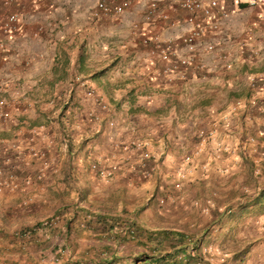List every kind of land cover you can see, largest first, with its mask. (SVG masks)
Here are the masks:
<instances>
[{
  "label": "crops",
  "instance_id": "crops-1",
  "mask_svg": "<svg viewBox=\"0 0 264 264\" xmlns=\"http://www.w3.org/2000/svg\"><path fill=\"white\" fill-rule=\"evenodd\" d=\"M63 1L41 0L33 7L22 2L15 11L25 17L23 30L12 36L14 44L6 56L0 55V99L5 102L2 110L9 114L0 117V168L17 185L0 192V229L11 234L52 216L58 204L76 199V188L81 185H86L90 202L104 201L115 192L126 195V206L132 185L144 187L149 180L150 195L157 193L154 189L166 182L158 177L164 171L158 157H163L160 165L171 169L172 181L179 168L189 170L179 190L171 184L173 194L168 190L160 193L179 204L182 197L178 192L184 187L196 182L202 188L214 187L218 183L214 176H226L237 160L264 155V122L249 103L246 80L248 75L264 73V4L216 0L207 17L181 9L180 0H135L116 20L92 15L94 0L88 14L68 20L63 13L62 18L53 14L57 9L65 11ZM152 1L167 14L166 19L143 21L141 12ZM110 2L106 0L110 7L116 4ZM38 13L39 20H29ZM210 20L217 22L219 30L199 38L200 43L212 41L214 45L212 53L202 54L204 67H178L163 73L165 62L158 59L153 40L171 45L179 55L186 54L181 37L194 23ZM196 47L199 51L200 44ZM224 59L228 68L223 67ZM86 90L93 95H85ZM212 109L217 112L211 113ZM85 110L94 113L92 121L84 117ZM218 114L227 115L229 128L221 127V119L217 123ZM210 131L224 148L217 162L211 160L213 141L206 138L203 142L199 137ZM247 134L259 135L255 150L246 143ZM133 139L140 140L153 156L156 169L147 177L155 174L153 179H138V154L123 147ZM68 140L76 150L68 170L77 179L70 189L62 180ZM33 150L43 156L32 155ZM185 155L192 156L196 164L192 169L183 162ZM90 156L118 164L115 176L102 184L89 171L86 174L83 170ZM223 183L231 187V182ZM138 202L141 199L134 197L132 203ZM6 220L10 226L4 225ZM80 236L88 238L89 233L82 231ZM15 242L25 244L23 239Z\"/></svg>",
  "mask_w": 264,
  "mask_h": 264
},
{
  "label": "trees",
  "instance_id": "trees-1",
  "mask_svg": "<svg viewBox=\"0 0 264 264\" xmlns=\"http://www.w3.org/2000/svg\"><path fill=\"white\" fill-rule=\"evenodd\" d=\"M59 124L58 135L62 140L64 132L62 124ZM75 154L74 144L68 140L62 169V180L68 189L74 187L73 180L77 179L68 170L72 167ZM243 165L248 167V159H244ZM84 167L83 171L87 174L89 169L86 164ZM76 190V199L60 203L54 209L52 216H57L58 222L60 215L65 213L60 223L42 226L43 219H40L13 230L11 234L0 229V264H41L32 256L42 249L54 251V255L60 258V264H200L199 249L206 242L210 224L204 225L199 232L188 231V234L185 233V225L177 220L139 224L138 217L148 202L134 203L127 211L125 194L112 192L104 201L90 202L86 199L89 192L86 185ZM231 198L232 194L228 192L224 200L229 202ZM119 201L121 203L117 209ZM251 214H264V188L238 202L233 210L227 209V212L217 215L216 223L232 222L228 230L221 234L222 240L231 237L230 233L238 220ZM220 218H225V221L221 222ZM5 224L11 225L7 220ZM82 231L89 233V237L84 242L85 247L74 254L73 248L79 244V233ZM52 235L57 236L62 244L56 246L49 243V236ZM129 238L134 240L130 241ZM16 239H23L24 246L15 244ZM231 241L233 262L242 264V256L248 246L235 238ZM30 245L32 249H28ZM212 264H224V261Z\"/></svg>",
  "mask_w": 264,
  "mask_h": 264
},
{
  "label": "rangeland",
  "instance_id": "rangeland-1",
  "mask_svg": "<svg viewBox=\"0 0 264 264\" xmlns=\"http://www.w3.org/2000/svg\"><path fill=\"white\" fill-rule=\"evenodd\" d=\"M24 1H27L28 4L29 5L31 4V7H33V5L39 4L41 0H23V1L0 0V26H1V22L8 13L18 12L20 14L19 11H15V10ZM93 1L94 0H67V1L64 0L63 3L64 4L66 3L65 11L63 12L57 9L56 11L53 12V14L57 18L58 17L62 18V16L59 15L60 13H63L65 15V18L68 20H79L82 18L83 15L89 13L90 11L89 8ZM118 1L119 0H111L109 5L117 3ZM128 1L131 6L133 3H135V0H128ZM76 3H78V5ZM59 5H57L56 7L59 8ZM129 8L125 10L123 13L127 12ZM146 8L147 7L143 8L141 12V17ZM19 14H18L19 16L18 22L15 26H13L11 31L7 33H3L0 29L1 56H6V53L9 52V50L11 49L10 45L14 44V42L12 41V36L15 33H21V31L23 30L22 22L23 20H25V17L20 16ZM39 14L40 13H38L36 16L33 15L30 16L29 20H34V21L39 20L38 17ZM109 16L111 18H116V20L119 18L117 16H112V15ZM218 30H219V26H218ZM235 97L237 96H233V98ZM0 109H2V107H0ZM210 112L215 113L217 112V109H212V111ZM93 114L94 113L92 112V110H85L84 117L89 121H92L90 119L94 118ZM220 117L221 114L220 115L218 114L216 116L217 123H219ZM220 124H222L221 127L223 129H227L230 126V123L227 124L226 122L224 123L220 122ZM67 125H68L67 122H65V126ZM192 127H195V125H193ZM65 132L68 133L67 127ZM211 148H213V151L215 152L217 147L216 145L213 144ZM220 153L221 152H219V154ZM211 157L213 156L211 155ZM244 157L245 158L242 159V162H240L239 160L235 162V167L233 168L232 171L231 170L230 172L227 171L225 174L226 176H221V177L214 176L215 178L214 180L219 183V184L217 183L216 186L202 188L201 185L196 182L191 186L184 187V191L180 190L178 192L180 193L179 195L182 197V202L179 204H174L170 202L169 199L167 200V198H165L164 194L160 195V193L163 192L164 190H168L167 191L168 194L170 193L173 194L174 191L171 188L172 177H173L171 169H167L166 165H164L163 163L162 165H160V163L163 161V157H158L159 166H162V168H164L163 172L158 173V177L159 179L163 177L166 182L164 183V185H162L161 188L154 189L157 193L153 192L152 193L153 195H150L152 191H150V187L148 184L149 180H146L147 182H145L146 184L144 187L138 188V185H132L131 187L132 191L130 193L131 195L128 204L126 206V210L128 211V209L132 208V204H134L132 202H134V197H136L141 199L140 203L148 202L142 214L138 217L139 224H145V223L153 224L159 221L172 222L177 220L181 224L185 225L186 228L185 233L187 234L190 233L188 231L197 230L196 232H199L204 225L210 224L208 229V235L206 237L207 238L206 242L202 243L199 249V253L201 255V258L199 259L200 264H212L223 261L224 264H235V262H233L234 260L232 259V254H231V249H232L231 240H233V238H235L238 241L240 240V242H244V244L248 246L247 251L242 256V260H243L242 264H264V214L262 215L251 214L246 217H243L241 220H238L233 229V232L230 233L231 237H229L228 240H222L221 234L228 230V225H231L232 222L231 223L228 222L227 224L220 223V221L219 223L215 222V220L219 217L217 216L218 214L221 215V213L227 212V209L233 210L238 202H242L247 198L254 196L258 190L264 188V155L258 156L259 159H255V158L253 159L252 156H248V155H245ZM93 158L94 157L92 156L87 158V162H85L87 168ZM97 158H100L101 160H105L102 159L101 156ZM244 159H248L249 161V165L247 168H245L243 165ZM211 160L217 162V159L215 157L211 158ZM115 174L113 176H115ZM138 174L140 176L138 178L139 180H142L141 178L153 179L155 175L154 174L150 178H147L148 176H144L143 174H141V172L140 173L138 172ZM112 177H110L109 179H111ZM202 177H198V178H202ZM95 178L97 182H101L102 184L109 181V179L106 180L98 179L96 176ZM223 182L226 183L231 182L230 184L231 187L228 186L226 187L227 184H224ZM228 192H231L232 198L231 200H229V202H226L224 198H225V194ZM160 197H163L165 200L161 204L157 202V199ZM198 198L199 200H197ZM220 220L221 222H224L225 218L222 219L220 218ZM38 237H40V235L37 236V238ZM81 237L84 238L86 236H80V238ZM84 239L85 240H80L79 244L73 248L74 254L85 247L86 244L84 242L88 238H84ZM48 240L49 243H54L56 246L62 244V241L59 240L55 235H52L51 237L49 236ZM129 240L132 241L134 239L129 238ZM241 244L243 245V243ZM27 247L28 249H32L33 246L30 245ZM54 254H55L54 251L52 252L47 249L43 251L42 249L41 251L36 252V254L32 256V259L33 260L37 259V261H39L41 264H53V263L60 264V258H58V256ZM31 260H29V262Z\"/></svg>",
  "mask_w": 264,
  "mask_h": 264
},
{
  "label": "built area",
  "instance_id": "built-area-1",
  "mask_svg": "<svg viewBox=\"0 0 264 264\" xmlns=\"http://www.w3.org/2000/svg\"><path fill=\"white\" fill-rule=\"evenodd\" d=\"M248 6H257L264 4V0H246ZM178 5L181 9L188 12H199L203 16L211 17L212 9L216 6V0H180ZM129 6L128 0H120L114 6H108L106 0H95L92 15L97 16L99 14L103 15H112L119 16L122 14L127 7ZM226 15V13H222ZM18 14L10 13L5 16L1 22L0 29L3 33L11 31L14 24L18 21ZM153 18L166 19L167 14L161 10H158L155 2L152 1L147 8L144 10L142 19L147 21ZM218 32V24L215 20H210L208 22H196L194 26L181 37L183 46L186 48L187 53L179 55L177 51L169 44L162 45L156 39L153 40L154 48L157 52L158 59L165 62V67H163L162 72L168 73L171 70L178 69V67H192L193 69H202L204 63L202 61V54H210L214 50V45L212 41H205L204 43L199 42V38L207 33L215 35ZM143 44L147 43V39L142 40ZM196 44H200L199 51L196 47ZM230 66L229 62L224 59L223 67L228 68ZM250 91L252 92L249 96V103L256 108V110L261 114V117L264 122V73L257 75H248L246 77ZM85 95L92 96L91 90H86ZM261 97V103H258V99ZM4 100L0 99V107L4 105ZM103 108V106L101 105ZM0 117L8 118V112L0 109ZM227 115L220 117L221 122H226ZM109 124H112V121H109ZM259 135L247 134L246 143L252 145V149L255 150L256 147V138ZM200 140L205 142L206 138L211 139L216 145V151L213 153V157L219 158V152H222V143L219 142L214 131H210L209 134L205 137L202 134H199ZM125 149H133L134 152H137V161L136 165L141 170V173L144 176H149L156 169V163L153 159V156L144 149L143 143L138 139H133L129 142L128 145L123 146ZM219 151V152H218ZM244 151V149H243ZM34 156H43L42 152L31 151ZM264 153V151H263ZM183 162L190 167L191 169L196 166L192 160V156L185 155L182 158ZM118 164L116 163H107L105 160L100 158H93L90 164L88 165L89 171L96 176L98 179H109L112 177L117 169ZM201 168H204V165H201ZM189 171L187 168H179L174 172V180L172 181V187L176 190L181 188V181L185 176V172ZM16 183L14 182L12 175L2 171L0 168V192L5 188H16ZM165 200L163 197L157 199L159 204L163 203ZM205 209V207H204ZM58 222L57 216H50L41 220V225L45 226L47 224H56Z\"/></svg>",
  "mask_w": 264,
  "mask_h": 264
}]
</instances>
